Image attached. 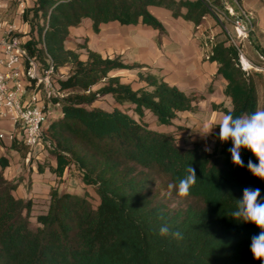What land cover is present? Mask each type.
Returning a JSON list of instances; mask_svg holds the SVG:
<instances>
[{"label": "trees", "instance_id": "1", "mask_svg": "<svg viewBox=\"0 0 264 264\" xmlns=\"http://www.w3.org/2000/svg\"><path fill=\"white\" fill-rule=\"evenodd\" d=\"M163 8L175 19L199 27L214 14L217 3L211 0H36L23 13L32 22L31 37L25 42L30 54L42 64L51 61L56 74L70 67L66 79L58 80L62 97L53 98L58 116L50 117L45 127L46 149L54 157L49 171L59 180L74 168L86 187L99 198L94 206L90 195L50 191L46 213L37 216L39 227L32 230L33 199L16 197L21 181L6 178L7 157L0 158V264H264L250 251L251 237L261 230L253 223L231 217L244 188H259L264 200V180L247 169L258 159L241 149L245 167L234 165L228 151L232 142L216 138L213 151L202 146L182 148L171 133L156 131L142 119L152 113L159 125L171 126L179 113L193 112L204 99L188 95L163 77L144 73V64H126L120 57H103L86 43L67 47L70 30L84 20L92 22L94 34L103 25H143L164 34V24L150 11ZM33 17L30 20V15ZM226 16L229 17L227 13ZM43 20V24H40ZM254 30L257 22L253 21ZM20 36H23L22 34ZM88 42L87 39H85ZM207 59L216 64V77L226 85L224 96L232 109L213 104L214 111L233 117L260 110L258 80L262 74L247 75L239 65V50L231 39L217 36L209 40ZM85 50L87 59L78 52ZM264 57V50H260ZM116 70L138 71L145 87L134 90L122 83ZM212 81V82H213ZM102 84L98 90L93 89ZM212 92V89L210 88ZM111 95L117 104H131L139 120L119 108L107 111L89 108L99 97ZM30 149L14 138L11 149ZM191 165L197 180L185 207L171 208L161 193L181 198L168 185L187 175ZM44 174L46 167L39 166ZM180 232L181 239L162 237L159 229Z\"/></svg>", "mask_w": 264, "mask_h": 264}, {"label": "rangeland", "instance_id": "2", "mask_svg": "<svg viewBox=\"0 0 264 264\" xmlns=\"http://www.w3.org/2000/svg\"><path fill=\"white\" fill-rule=\"evenodd\" d=\"M211 1L217 3V8H214V14L208 15L198 28L181 18H173L171 12L166 9L152 7L150 8L151 13L165 26L164 34L143 25L127 27L117 23L103 27L100 34H94L90 28L91 21L86 20L80 26L78 37H72V40L67 43V47L75 49L78 44L86 43L91 50L100 53L103 57H120L126 64H144L147 67L141 69L142 72L163 77L169 84L177 86L188 95L203 96L204 99L197 104L195 111L179 113L178 118L171 126L159 125L156 117L148 111L145 112L142 121L156 131L173 134L177 144L182 148L189 149L195 146L206 148L207 146L213 151L216 145L215 136L219 132L218 124L225 115L220 111H214L213 104H222L224 107L232 109V103L224 96L223 90L226 83L222 77H216L213 81L216 65L210 63L206 57L207 51L210 50L209 40L217 36L235 38L237 19L244 13L251 14L257 22V30L248 40L241 43L240 41L236 42L252 62L264 68V61L260 58L262 56L260 50H264V2L261 1L250 6L251 0ZM9 2L8 15L4 16V20L13 23L17 19L16 23L23 36L37 38V32H31L27 27V25L30 27L32 22L25 23L23 14L16 13L19 7L17 0ZM34 3L35 0H30L24 11L32 8ZM227 13L229 17L226 16ZM32 17L31 14L30 20ZM43 23V20H40V24ZM71 34L74 35L75 30L71 29ZM78 52L81 54V59L85 61L87 52L85 50ZM69 73L70 67L63 68L56 75V80L66 79ZM259 74L264 77V73ZM110 75L119 76L122 83L131 84L134 90L146 86L139 80L137 70H116ZM100 87L102 84L93 90L96 91ZM258 93L260 110H264V78L258 80ZM89 108H101L107 111L119 108L139 120V117L134 113L133 105L117 104L111 95L99 97ZM50 116H58V107L53 104L50 105ZM205 128L213 129L212 133L203 136ZM26 152L27 149L23 147L18 154L8 153L11 164L5 175L8 180L21 181L15 193L16 197L25 200L33 199V213L30 219L32 230L39 227L37 216L48 211L52 188H57L60 193L68 192L76 195L88 192L93 205H98L99 198L95 190L82 183L80 174L74 168L69 169L62 180L49 171L48 166L56 164L49 149L43 146L33 149L27 158L23 156ZM39 166L46 167L44 175L38 172ZM161 196L169 197L165 199L171 208L185 207L192 203L187 199H174L165 191L161 193Z\"/></svg>", "mask_w": 264, "mask_h": 264}, {"label": "built area", "instance_id": "3", "mask_svg": "<svg viewBox=\"0 0 264 264\" xmlns=\"http://www.w3.org/2000/svg\"><path fill=\"white\" fill-rule=\"evenodd\" d=\"M9 1L0 0V123L7 124L11 141L16 138L32 151L49 145L45 139V127L51 117L50 105H55L53 98L63 95L58 90L52 62L44 65L32 56L25 47L31 37L20 36L22 31L15 21L8 23L4 20ZM17 2L16 13L22 15L30 0ZM253 21L251 14L244 13L235 23V38H230L239 50V65L247 75L264 73V68L252 62L237 44L249 39L254 30ZM260 58L264 61L263 56ZM5 138L1 132L0 140Z\"/></svg>", "mask_w": 264, "mask_h": 264}, {"label": "clouds", "instance_id": "4", "mask_svg": "<svg viewBox=\"0 0 264 264\" xmlns=\"http://www.w3.org/2000/svg\"><path fill=\"white\" fill-rule=\"evenodd\" d=\"M219 132L216 138L221 142H232V147L228 149L231 154V161L238 167H245L241 158V149L250 150L258 159V164L249 160L247 169L255 177L264 180V110H258L250 115L233 117L231 114L223 116L218 124ZM212 130L205 128L203 136L212 133ZM210 152L211 148H205ZM197 180L196 170L189 165L187 175L179 179L177 183L168 185L169 193L174 189L181 198L187 197L190 189ZM259 188H244L240 199H236V210L231 213V217L237 221L253 223L261 231L251 237L250 251L256 260H264V200L260 199ZM159 235L162 237L171 236L174 239H181L180 232H170L165 224L160 227Z\"/></svg>", "mask_w": 264, "mask_h": 264}, {"label": "crops", "instance_id": "5", "mask_svg": "<svg viewBox=\"0 0 264 264\" xmlns=\"http://www.w3.org/2000/svg\"><path fill=\"white\" fill-rule=\"evenodd\" d=\"M36 1V0H35ZM261 1H263L264 2V0H251V2L249 3V5L250 6H254V5H256V4H258L259 2H261ZM8 13V10L5 12V14H4V16L6 17V15H8L7 14ZM6 21V20H5ZM16 21H17V19L15 20V23H16ZM84 21H86V20H84ZM84 21H83V23H84ZM6 22H8V21H6ZM9 23V22H8ZM82 23V24H83ZM89 23V22H88ZM17 24V23H16ZM81 24V25H82ZM110 24H114V23H110ZM80 25V26H81ZM109 25V24H108ZM80 26L79 27H77V28H72L73 30H75V34L74 35H72L71 34V37H78V31L81 29L80 28ZM105 26H107V25H103L102 26V30L101 31H103V27H105ZM19 27V26H18ZM27 27H28V29H29V31H31V28L29 27V25H27ZM127 27H130V26H127ZM90 28L92 29V22L90 23ZM24 29V28H23ZM27 29V28H26ZM27 31V30H26ZM70 32H71V30H70ZM93 32V31H92ZM94 33V32H93ZM101 33V32H100ZM71 49H73V48H71ZM214 64V63H213ZM216 65V64H215ZM216 67V66H215ZM217 68V67H216ZM4 133L5 135H6V138L5 139H3V140H0V158L1 157H7L8 159H9V156H8V153L9 152H11L12 154H14V152L15 153H17L18 154V152L17 151H14V150H12L11 149V141L9 140V134H10V131H9V128H8V126H7V124L6 123H0V133ZM10 164H11V161H10ZM53 166H55L54 164H52ZM9 169V168H8ZM7 169V170H8ZM7 170H6V174H7ZM46 173V172H45ZM44 173V174H45ZM44 174H42V175H44Z\"/></svg>", "mask_w": 264, "mask_h": 264}]
</instances>
